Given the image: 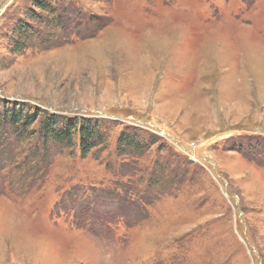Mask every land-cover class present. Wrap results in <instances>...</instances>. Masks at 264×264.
Instances as JSON below:
<instances>
[{"label": "rangeland", "instance_id": "rangeland-1", "mask_svg": "<svg viewBox=\"0 0 264 264\" xmlns=\"http://www.w3.org/2000/svg\"><path fill=\"white\" fill-rule=\"evenodd\" d=\"M36 1L0 0V264H264V0Z\"/></svg>", "mask_w": 264, "mask_h": 264}, {"label": "trees", "instance_id": "trees-1", "mask_svg": "<svg viewBox=\"0 0 264 264\" xmlns=\"http://www.w3.org/2000/svg\"><path fill=\"white\" fill-rule=\"evenodd\" d=\"M38 9L39 12H47L52 13V6L47 3L46 0H37L34 4L33 10L30 8L27 17L30 20L39 19L41 20L40 15L37 16L36 10ZM38 14V13H37ZM29 22V20H28ZM23 21H18L17 24L14 26L12 36L11 37V48L14 51H22L24 47L27 46L28 43L35 39H40V35L37 34V30L35 27L28 23ZM11 35V34H10ZM23 112H20V110H16L15 112H8L6 119L9 120L10 125L14 126L17 129L18 123H23L26 125L31 124V122L34 121L35 116H33L29 120H23L22 114ZM27 121V122H26ZM6 122V121H5ZM59 122L58 118L53 117L52 119H49L45 124H41V127L39 128V135L42 137V141L45 144L50 143V139L56 140V144L59 145L60 143H64L67 145L72 144V140L75 136L79 137L80 140V148L82 153H89L90 149L92 148L91 144V136L93 134V128H86V124L80 123V127H76L73 124H67L63 127V129L56 128L55 125ZM77 125V124H76ZM27 127V126H25ZM78 134H75L74 132H77ZM6 139V138H5Z\"/></svg>", "mask_w": 264, "mask_h": 264}]
</instances>
